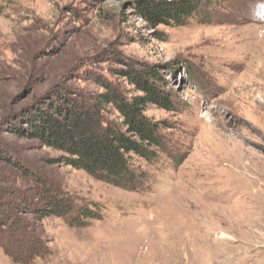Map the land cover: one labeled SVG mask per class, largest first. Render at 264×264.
I'll list each match as a JSON object with an SVG mask.
<instances>
[{
	"label": "rangeland",
	"instance_id": "374dc122",
	"mask_svg": "<svg viewBox=\"0 0 264 264\" xmlns=\"http://www.w3.org/2000/svg\"><path fill=\"white\" fill-rule=\"evenodd\" d=\"M133 1L0 0L2 196L15 205L40 181L101 212L85 229L35 223L51 249L35 264H264V20L250 21L264 0H205L214 23L157 30ZM118 57L160 68L177 93L175 112L147 113L170 123L169 155L143 166L139 190L54 165L1 127L60 81L101 91ZM0 264L16 263L0 249Z\"/></svg>",
	"mask_w": 264,
	"mask_h": 264
},
{
	"label": "trees",
	"instance_id": "16d2710c",
	"mask_svg": "<svg viewBox=\"0 0 264 264\" xmlns=\"http://www.w3.org/2000/svg\"><path fill=\"white\" fill-rule=\"evenodd\" d=\"M209 4L205 0H134L130 6L137 17L157 30L212 24L215 16ZM256 20L262 22L264 12L252 15L250 21ZM117 61L116 81L97 78L101 91L87 93L60 81L13 118L8 117L1 127L10 136L58 153L54 165L82 171L126 191L139 190L148 180L143 166L169 155L166 132L170 123L156 121L147 113L151 107L175 112L177 93L155 65L121 57ZM0 158L11 160L8 154ZM38 182L33 197L14 194L15 205L4 200L0 189V249L16 264H35L51 255L47 241L37 235L35 223L58 218L72 228L85 229L100 220L98 205L82 203L50 183Z\"/></svg>",
	"mask_w": 264,
	"mask_h": 264
}]
</instances>
